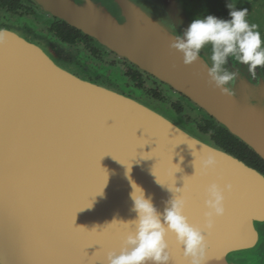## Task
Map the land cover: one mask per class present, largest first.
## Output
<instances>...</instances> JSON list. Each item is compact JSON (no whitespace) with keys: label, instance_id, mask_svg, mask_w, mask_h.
Listing matches in <instances>:
<instances>
[{"label":"water","instance_id":"obj_1","mask_svg":"<svg viewBox=\"0 0 264 264\" xmlns=\"http://www.w3.org/2000/svg\"><path fill=\"white\" fill-rule=\"evenodd\" d=\"M35 1L121 49L264 159V86L253 91L237 79L234 95H224L209 82L211 63L201 53L186 65L170 47L176 35L166 27L144 26L142 35H132V23L120 27L95 0ZM134 26L140 31L137 21ZM67 62L0 27V264H106L108 252L118 251L133 230L125 223L136 217L132 184L162 212L176 188L185 195L184 180L195 173L202 179L185 208L195 225L204 222L207 184L231 185L224 216L205 231L204 264H249L243 261L248 251L257 257L264 241V173L161 102L77 75ZM209 154L216 165L205 175L201 162ZM166 239L169 264H190L175 235Z\"/></svg>","mask_w":264,"mask_h":264},{"label":"flooded vegetation","instance_id":"obj_2","mask_svg":"<svg viewBox=\"0 0 264 264\" xmlns=\"http://www.w3.org/2000/svg\"><path fill=\"white\" fill-rule=\"evenodd\" d=\"M95 1L102 6V13L110 11L111 15L118 20L117 24L120 27L128 29L132 23L135 29L132 35H142L143 27L147 26L150 29L166 27L168 31L177 36L178 33L180 34L187 28L193 19L209 14L223 19H230L229 9L226 5L231 3L235 8L248 9L247 18L249 23L256 24L258 30L264 36V0ZM129 15L131 20L127 18ZM136 21L138 22L137 27L140 26L138 28L140 31L134 26ZM154 22L157 23L156 26L153 25ZM0 23L1 25L8 23L22 24L21 30L15 31L25 36L29 42L40 46H44L45 42H48V45L58 52L63 59L79 66L81 70H76L78 75L88 77L97 83L114 86L127 95L138 94L159 101L167 105L176 114H179L186 123L193 124L200 133L233 156L244 161L229 150L231 148L241 153L239 149L241 145L248 150L245 156L256 158L250 153L252 151L256 153L250 146L218 123L213 116L189 97L157 78L138 63L130 60L122 54L121 49H113L107 41L104 43L81 27L72 25L51 14L35 0H0ZM7 29L9 28L7 27ZM116 35L121 36L123 34L118 31ZM201 53L211 63L209 59L211 46H206ZM82 57L84 60L81 59ZM76 58L82 60L83 63L74 60ZM227 66L230 70L238 69L237 79L239 81L243 80L248 86L250 85L253 91L264 86V67H258L255 76H253L248 71L247 66L238 64L234 59L229 58ZM220 141L225 145L220 146ZM261 165L264 167V163ZM257 170L264 173V170Z\"/></svg>","mask_w":264,"mask_h":264},{"label":"clouds","instance_id":"obj_3","mask_svg":"<svg viewBox=\"0 0 264 264\" xmlns=\"http://www.w3.org/2000/svg\"><path fill=\"white\" fill-rule=\"evenodd\" d=\"M226 6L230 19L212 14L195 18L181 35L174 38L170 47L182 54L187 65L197 61L201 51L210 45L209 82L222 94L233 96L232 85L238 78L239 70L229 69V58L247 66L255 76L256 69L264 67V36L256 24L249 23L248 9L235 8L231 3ZM215 165L214 157L209 154L201 162V171L207 175ZM132 189L130 198L136 217L125 223L133 225V230L126 235L118 251L108 252L106 264H169L168 233H173L176 241L183 246L190 264H204L205 231L213 229L216 218L224 216L225 192L231 191V185L221 187L215 181L207 184L204 189L207 210L202 226L190 223L185 215L188 199L183 194V188H176V193L166 202L162 212L142 187L132 184Z\"/></svg>","mask_w":264,"mask_h":264},{"label":"rangeland","instance_id":"obj_4","mask_svg":"<svg viewBox=\"0 0 264 264\" xmlns=\"http://www.w3.org/2000/svg\"><path fill=\"white\" fill-rule=\"evenodd\" d=\"M19 25V26H18ZM0 27L2 28V27H5V28H9V29H11V30H21V28H22V24H15V23H8V24H2L1 25V23H0ZM44 39V38H43ZM45 40V39H44ZM44 40H43V42H44ZM46 44H44V46L50 51V52H53L54 54H56V55H58L61 59H63L60 55H59V53L58 52H56L55 50H53L52 48H51V46L50 45H48V42H45ZM82 60H84V58L82 57L81 58ZM63 60H66V61H68L67 62V65L69 66V67H72L73 69H75V71L76 70H79L80 68H79V66H77L76 64H74V63H72V62H70L69 60H67V59H63ZM74 60H78V61H80L81 63H83V61L82 60H80V59H74ZM81 70V69H80ZM77 74V73H76ZM78 75V74H77ZM83 76V75H82ZM133 95H138V94H133ZM140 96H143V95H140ZM147 98H149V97H147ZM149 99H151V98H149ZM153 100V99H152ZM157 102H159V101H157ZM163 104V103H162ZM165 105V104H164ZM166 107H167V105H165ZM168 108V107H167ZM170 109V108H169ZM173 113H175L174 111H172ZM178 116H180L179 114H177ZM181 117V116H180ZM182 119V118H181ZM180 119V120H181ZM183 120V119H182ZM181 120V121H182ZM184 121V120H183ZM185 122V121H184ZM193 125V124H192ZM194 126V125H193ZM260 247H259V249H258V253H257V257L254 255V252H252V251H248V252H246V253H248V258H246V259H244L243 261L244 262H247V263H249V264H264V241L263 242H261L260 243ZM246 253H244V254H246ZM244 254H242V255H244ZM236 255H241V254H236Z\"/></svg>","mask_w":264,"mask_h":264},{"label":"trees","instance_id":"obj_5","mask_svg":"<svg viewBox=\"0 0 264 264\" xmlns=\"http://www.w3.org/2000/svg\"><path fill=\"white\" fill-rule=\"evenodd\" d=\"M219 143H220L219 144L220 146H222V145L224 146L225 145V144H222L221 141ZM236 146H237V144H236ZM239 149H240L241 153H239L238 151H235V150L229 148V150L231 152H233L234 154H236L240 158H242L244 160V162L247 163L250 167L264 170V167L261 165V164L264 163V161H262V159L256 153H254L251 150L252 152H250V153H252L256 157L255 159H253V158H249V156H245V154L248 153V150L244 146H241L240 145Z\"/></svg>","mask_w":264,"mask_h":264},{"label":"snow or ice","instance_id":"obj_6","mask_svg":"<svg viewBox=\"0 0 264 264\" xmlns=\"http://www.w3.org/2000/svg\"><path fill=\"white\" fill-rule=\"evenodd\" d=\"M201 175L195 173L192 176H188L187 180H184V184L186 185V192H185V196L187 197L188 201L190 199H192V193L194 190H198L200 182H201ZM198 191H197V197H198ZM203 217H204V213H203Z\"/></svg>","mask_w":264,"mask_h":264}]
</instances>
